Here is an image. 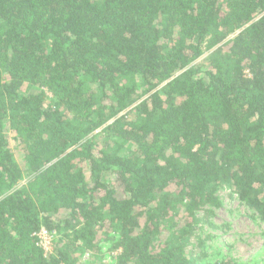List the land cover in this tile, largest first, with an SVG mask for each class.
Segmentation results:
<instances>
[{
  "label": "trees",
  "instance_id": "trees-1",
  "mask_svg": "<svg viewBox=\"0 0 264 264\" xmlns=\"http://www.w3.org/2000/svg\"><path fill=\"white\" fill-rule=\"evenodd\" d=\"M222 185L264 222V0H0V264H191Z\"/></svg>",
  "mask_w": 264,
  "mask_h": 264
},
{
  "label": "rangeland",
  "instance_id": "rangeland-1",
  "mask_svg": "<svg viewBox=\"0 0 264 264\" xmlns=\"http://www.w3.org/2000/svg\"><path fill=\"white\" fill-rule=\"evenodd\" d=\"M207 54L208 51L198 61L203 62ZM22 89L35 91L27 85ZM10 146L16 160L22 164L17 142L12 138ZM217 194L221 205L200 208L188 226L191 264H263L264 222L226 185H222ZM107 244L102 245L100 263L114 264L116 252ZM91 256L86 252L81 261L91 260Z\"/></svg>",
  "mask_w": 264,
  "mask_h": 264
},
{
  "label": "built area",
  "instance_id": "built-area-1",
  "mask_svg": "<svg viewBox=\"0 0 264 264\" xmlns=\"http://www.w3.org/2000/svg\"><path fill=\"white\" fill-rule=\"evenodd\" d=\"M38 238V244L43 249L44 253H50L52 250L53 240L56 237L54 232H49L41 228L35 233Z\"/></svg>",
  "mask_w": 264,
  "mask_h": 264
}]
</instances>
